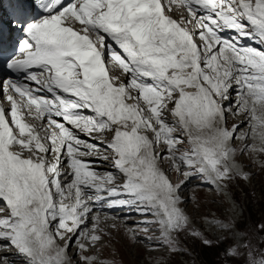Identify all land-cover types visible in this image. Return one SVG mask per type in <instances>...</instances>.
Instances as JSON below:
<instances>
[{"label":"snow or ice","instance_id":"obj_1","mask_svg":"<svg viewBox=\"0 0 264 264\" xmlns=\"http://www.w3.org/2000/svg\"><path fill=\"white\" fill-rule=\"evenodd\" d=\"M10 30L23 79L0 80V241L22 264H75L73 241L98 264L97 206L138 213L132 239L171 255L182 235L211 246L208 229L233 234L226 259L264 264L180 195L194 177L223 193L249 179L238 155L264 153V0H21Z\"/></svg>","mask_w":264,"mask_h":264},{"label":"rangeland","instance_id":"obj_2","mask_svg":"<svg viewBox=\"0 0 264 264\" xmlns=\"http://www.w3.org/2000/svg\"><path fill=\"white\" fill-rule=\"evenodd\" d=\"M234 122L236 120L232 118L229 126ZM247 143L252 144L254 141L247 140ZM259 154L245 152L238 155V163L249 174V179L234 180L223 193L210 189L199 177L191 179L186 186L184 184L181 188L184 191L180 192L186 201L182 206L198 223L204 222L203 216L214 215L234 224L236 235H243L252 251L258 254L264 253V231L259 230V226L264 224V157ZM170 172L174 183L183 179ZM120 214L109 219L111 224L104 222L109 235L101 246L89 253L97 257L98 264H244L243 259L225 258L224 250L235 242L232 233L205 229L208 237L213 240L211 246H204L200 240L182 235L180 239L184 254L171 255L165 249L148 244L142 236L133 240L128 229H136L143 218L134 211ZM115 223L117 227L112 228L111 225ZM129 225L132 227L126 229ZM73 248L72 245L69 255L74 257L75 264H80L79 255Z\"/></svg>","mask_w":264,"mask_h":264},{"label":"bare ground","instance_id":"obj_3","mask_svg":"<svg viewBox=\"0 0 264 264\" xmlns=\"http://www.w3.org/2000/svg\"><path fill=\"white\" fill-rule=\"evenodd\" d=\"M233 99H235V94H233ZM236 120L235 123H240L241 124V127L239 129L240 132H244V131H248L249 128H248V124L246 121H243L241 117H237V118H233ZM230 120L232 121V118L229 119V123H230ZM239 134V133H238ZM248 140L250 141H253L251 139V134L249 135V138ZM238 144V142H236ZM260 156L264 157V153H260L259 154ZM166 167V166H165ZM97 170L100 171V172H105V171H113V169H111V166L110 164L108 163H100L98 162V166H97ZM171 174H173L172 172H170ZM188 184L185 183V186ZM184 190H181L180 192H183ZM181 196H183V194L180 193ZM104 209L105 211L102 212L100 210ZM96 211L99 212L100 216H101V219H102V223H108V224H111L110 220L109 219H112L113 217H117V215H119L120 213H128V211H130L129 209L125 208L123 210H119L118 212L114 211L113 208H107V207H103V208H100L99 206H97V209ZM110 214V215H109ZM109 215V216H108ZM120 217L123 218L120 214ZM90 224H88L89 228H90ZM116 224V223H115ZM128 227H132V226H127L126 229ZM106 231L108 232L109 229L106 228ZM8 242L4 243L3 241H0V247L2 248V251H0V264H4V261L1 260V257L2 259H7L10 263H15V262H22L21 261V258L14 252L12 251L10 248L7 247V244ZM72 245L74 246V248L76 247L75 246V241H73ZM73 248V249H74Z\"/></svg>","mask_w":264,"mask_h":264}]
</instances>
